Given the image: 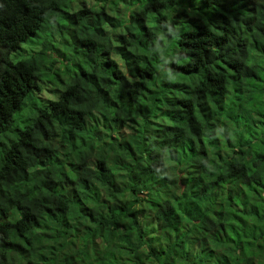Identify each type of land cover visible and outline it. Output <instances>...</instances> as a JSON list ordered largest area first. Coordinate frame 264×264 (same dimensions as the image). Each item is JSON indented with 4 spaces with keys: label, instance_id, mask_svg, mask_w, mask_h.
I'll use <instances>...</instances> for the list:
<instances>
[{
    "label": "trees",
    "instance_id": "trees-1",
    "mask_svg": "<svg viewBox=\"0 0 264 264\" xmlns=\"http://www.w3.org/2000/svg\"><path fill=\"white\" fill-rule=\"evenodd\" d=\"M0 264H264V0H0Z\"/></svg>",
    "mask_w": 264,
    "mask_h": 264
},
{
    "label": "rangeland",
    "instance_id": "rangeland-1",
    "mask_svg": "<svg viewBox=\"0 0 264 264\" xmlns=\"http://www.w3.org/2000/svg\"><path fill=\"white\" fill-rule=\"evenodd\" d=\"M17 58H18V56H17ZM12 60H17V59L15 57H12ZM42 94L45 97L47 93H42ZM15 118H16V125L19 126V127H21L22 126V123L19 122L18 116L15 115ZM9 137H13V135L12 134H9L8 137H2V139H3V141H5L7 143Z\"/></svg>",
    "mask_w": 264,
    "mask_h": 264
}]
</instances>
